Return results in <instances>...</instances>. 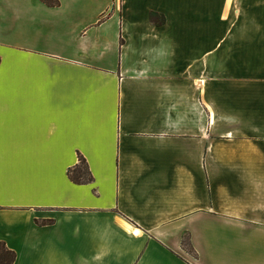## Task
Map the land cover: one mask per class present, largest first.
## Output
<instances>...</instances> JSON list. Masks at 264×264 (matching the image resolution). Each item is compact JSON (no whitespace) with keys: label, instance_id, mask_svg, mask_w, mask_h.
<instances>
[{"label":"crops","instance_id":"0c3cea01","mask_svg":"<svg viewBox=\"0 0 264 264\" xmlns=\"http://www.w3.org/2000/svg\"><path fill=\"white\" fill-rule=\"evenodd\" d=\"M57 2L0 0L14 264H264V0Z\"/></svg>","mask_w":264,"mask_h":264},{"label":"trees","instance_id":"16d2710c","mask_svg":"<svg viewBox=\"0 0 264 264\" xmlns=\"http://www.w3.org/2000/svg\"><path fill=\"white\" fill-rule=\"evenodd\" d=\"M44 1L47 5L51 7H56L59 5L57 0H41ZM152 22L156 24H161L164 21H158V16L152 14L151 16ZM68 176L70 180L75 184H88L93 181V176L89 170L88 164L83 157H79L78 164L68 171ZM53 221L43 222V225H50ZM182 245L185 250L189 249L188 252L194 253L193 248L190 245V241L188 236H184L182 240ZM16 260V254L9 250L4 243L0 244V264H14Z\"/></svg>","mask_w":264,"mask_h":264},{"label":"rangeland","instance_id":"374dc122","mask_svg":"<svg viewBox=\"0 0 264 264\" xmlns=\"http://www.w3.org/2000/svg\"><path fill=\"white\" fill-rule=\"evenodd\" d=\"M218 229H222L221 228V226H217L216 227V231H219ZM223 229H225L224 227H223ZM229 229H231V228H229ZM228 229V230H229ZM247 229H245V230H243V231H241L240 232V236H239V232L237 233V235H236V238H238V237H240L244 242L240 245V249H241V251H243V252H246L250 247L252 248V246H249V244H248V242L246 241L247 239H253L254 237H258V238H261V239H263L264 240V235H260L259 233H256V232H254V230L253 229H251V230H247ZM223 231V230H222ZM230 233H228L227 234V237H226V239L225 240H230L231 242L232 241H234L236 238H235V234H236V231L234 230V229H232V230H230L229 231ZM223 233H225V232H223ZM189 249H187V251H188Z\"/></svg>","mask_w":264,"mask_h":264},{"label":"bare ground","instance_id":"6f19581e","mask_svg":"<svg viewBox=\"0 0 264 264\" xmlns=\"http://www.w3.org/2000/svg\"><path fill=\"white\" fill-rule=\"evenodd\" d=\"M137 235V234H136Z\"/></svg>","mask_w":264,"mask_h":264}]
</instances>
